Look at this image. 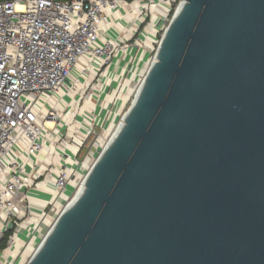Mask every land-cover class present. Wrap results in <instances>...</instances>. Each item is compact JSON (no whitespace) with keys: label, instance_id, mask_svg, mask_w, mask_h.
Instances as JSON below:
<instances>
[{"label":"water","instance_id":"1","mask_svg":"<svg viewBox=\"0 0 264 264\" xmlns=\"http://www.w3.org/2000/svg\"><path fill=\"white\" fill-rule=\"evenodd\" d=\"M181 4L26 264H264V0Z\"/></svg>","mask_w":264,"mask_h":264},{"label":"built area","instance_id":"2","mask_svg":"<svg viewBox=\"0 0 264 264\" xmlns=\"http://www.w3.org/2000/svg\"><path fill=\"white\" fill-rule=\"evenodd\" d=\"M141 1L144 22H130L125 34V14L114 16L124 9V0H0V241L12 229L0 248V264H19L27 246L30 251L41 246L56 219L82 192L85 176L126 113L114 115L105 140L106 108L100 103L107 95L118 100L115 93L123 88L132 91L127 100L132 95L131 103L135 100L155 61L157 48L152 58L146 56L153 51L152 43L159 45L157 26L161 23L158 30L163 34L183 0L174 6L172 0ZM160 1L167 2L165 13L147 11L146 6ZM151 30L153 37L147 42ZM112 82L118 88L110 94ZM123 95L118 92V97ZM71 104L75 115L68 122ZM98 133L102 141L89 157L96 141L88 143L89 137ZM74 134L82 135L83 141L75 140ZM68 144L78 148L70 159ZM47 155L52 161L38 171L40 158ZM76 174L74 189L62 197ZM37 182L46 190L34 189ZM33 191L45 199L37 217L28 201ZM47 215L52 219L41 231ZM30 251L21 264L32 258Z\"/></svg>","mask_w":264,"mask_h":264},{"label":"rangeland","instance_id":"3","mask_svg":"<svg viewBox=\"0 0 264 264\" xmlns=\"http://www.w3.org/2000/svg\"><path fill=\"white\" fill-rule=\"evenodd\" d=\"M142 3L143 2L141 0H133L131 2H126V3H124V7H123L124 9L120 13H118V12L115 13L114 16L116 18L120 17L121 14H125L123 16L124 22H127V26L123 28V31H124L125 34H128L130 32V27H131L130 22H133V23H135L137 25H142L143 24L144 17L139 15L140 6L142 5ZM149 9L150 8L148 7L147 11ZM147 21H149V19ZM160 24L161 23H159V25L157 26V29H156V38H157V41L160 40V35L162 34V31L161 30H158L160 28ZM118 27L121 28L120 25H118ZM152 44H153L152 45L153 47L149 44L148 49H150L152 47L153 51H151V50L148 51V54H147L146 57L152 58L154 56V54H155V50L157 48V43H152ZM136 68H137V66L134 67V69H136ZM93 77H94V75L93 74H90V78L93 79ZM114 78H116V75H114ZM69 81L70 80L67 79L65 82L67 84H70ZM110 87L111 88L113 87V89L110 92V94H111L112 91L114 90V88H118V85H117L116 82H112L111 85H110ZM118 92L119 93H122L124 95L118 97ZM130 92H132V91H127V90L125 91V88H123V91L122 92H121V90H118L117 89V91L115 93V96L117 95L116 97H117L118 100H115L114 98H111V95H107V96H105V99L103 100V102L100 103V106H103L104 108H106L105 111L102 108L103 111H104V113H105V122H104L105 133L103 134L105 140H107V138H109V135L110 134H108V133H109V131L113 127V121H114V118H115L114 115L116 114L118 117L119 116H122L128 110V108L130 107L131 100L133 98V95H132V96H129L130 98L127 100V98H128L127 96L130 94ZM66 103H69V101H66ZM72 106H73V104H71L70 105V108H69L68 115L70 117H68V122H71L72 118L75 115V112H74ZM97 110H98V108H97ZM117 118H116L115 121L118 120ZM100 135L101 134L98 133L97 135L94 134L91 137H89L88 143H90L94 139L96 140L94 142V145L92 146V149L90 151L89 157L92 156V154L94 153L95 148L100 146V143L102 141V138L100 137ZM74 139L77 140V141H79V142H82L83 141L82 135H79V134H74ZM77 150H78L77 145H75V144H68L67 145V152H68L69 159L71 158V156H70L71 153H74ZM51 161H52V158H51L50 155H47L44 158H40L38 171H44L47 168L48 164ZM33 177H34V175L31 173L30 183H32ZM77 181H78V174H76L75 176H73L71 178L68 186L66 187V189L61 194L62 197H65V196H69L70 195V193L74 189ZM50 182L53 183L54 182V179H51ZM34 189L46 190L45 189V185L42 184L41 182H37L35 184V188ZM28 196L30 197V199H28V201L30 202V204L32 205V207L34 209L33 216L34 217H37V215L40 212L39 210L44 205L45 199L42 196L36 195V193L34 191L33 192H30ZM57 205H59V204H57ZM50 219H52V216L47 215L46 218H45L44 223L40 227V230L41 231H43L45 229V222H47ZM30 249H31L30 246H27L24 249V253L22 254V257L19 260V264L22 263V258L23 259L25 258L26 254L30 251ZM12 250H13L12 256H13V258H15L16 257V251H15V249H12ZM32 251H33V249L30 251V253H32Z\"/></svg>","mask_w":264,"mask_h":264},{"label":"bare ground","instance_id":"4","mask_svg":"<svg viewBox=\"0 0 264 264\" xmlns=\"http://www.w3.org/2000/svg\"><path fill=\"white\" fill-rule=\"evenodd\" d=\"M157 3V2H156ZM166 5H167V2H162V1H160V2H158L157 4H150V5H148V6H146L147 8L149 7L152 11H155L156 9H159V13H165V10H166ZM182 4H180V6H181ZM144 6H145V4H144ZM156 17H154L153 19H152V22L149 24V29H151L150 27L151 26H153V24L155 23V19ZM153 37V30H151L150 31V34H149V36H147V42L151 39ZM122 125H123V121H120L119 122V124H118V126H117V128L115 129V131L113 132V133H117L118 131H119V129L122 127ZM83 190V189H82ZM79 196V194L77 195V197ZM76 197V198H77ZM74 200V199H73ZM73 203V202H72ZM72 203L69 205V207L72 205ZM40 246V245H39ZM39 246H38V248H36V247H34V248H32L33 249V251H32V254L34 253H36V251L39 249ZM33 254V255H34Z\"/></svg>","mask_w":264,"mask_h":264},{"label":"trees","instance_id":"5","mask_svg":"<svg viewBox=\"0 0 264 264\" xmlns=\"http://www.w3.org/2000/svg\"><path fill=\"white\" fill-rule=\"evenodd\" d=\"M126 2H131L133 0H124ZM177 0H172V6L176 4ZM12 232V229L7 230L4 235L2 240L0 241V248H3L5 246L6 239L8 238V235Z\"/></svg>","mask_w":264,"mask_h":264}]
</instances>
